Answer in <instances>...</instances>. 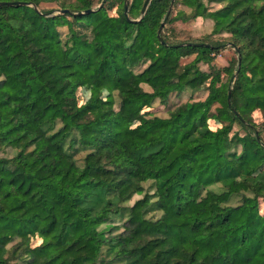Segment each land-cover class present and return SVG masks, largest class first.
I'll list each match as a JSON object with an SVG mask.
<instances>
[{"label":"trees","instance_id":"trees-1","mask_svg":"<svg viewBox=\"0 0 264 264\" xmlns=\"http://www.w3.org/2000/svg\"><path fill=\"white\" fill-rule=\"evenodd\" d=\"M0 2V264H264V0Z\"/></svg>","mask_w":264,"mask_h":264},{"label":"rangeland","instance_id":"rangeland-1","mask_svg":"<svg viewBox=\"0 0 264 264\" xmlns=\"http://www.w3.org/2000/svg\"><path fill=\"white\" fill-rule=\"evenodd\" d=\"M62 2V4H68L73 2V0H60ZM55 7V5H54ZM181 8V6H180ZM172 9V8H171ZM210 22H208L207 20H195V21H190L187 24H183V23H177L175 24L176 27V31H177V36L181 39V40H194V39H198V38H202L203 36L209 34V32H211V26H210ZM231 53L228 50H224L222 51L221 55H218L215 59V63L216 65L220 66V65H225L226 64V59L228 57H230ZM189 58H183L182 62L188 61ZM204 69H206L205 66H203ZM81 80V85L78 89V96H79V100L80 101H84L85 99H87L88 97L95 95L99 88L95 87L92 82H91V78L89 77L88 74L86 73H79L78 74ZM199 92V91H198ZM196 92L195 96H202L203 97V92ZM193 95V94H190ZM188 97V94L185 93L183 99H186ZM194 97V96H193ZM180 98H177V96H173L171 95L170 98V103H174L180 101ZM158 113L160 115H166L165 113V109L161 106H158L157 109ZM252 116L254 118V120L256 121H261L264 119V114L262 112H260L259 110H255L252 113ZM145 188H147L149 186V183H146ZM139 196L135 195L132 200L129 203H132L133 200H135L136 198H138Z\"/></svg>","mask_w":264,"mask_h":264},{"label":"water","instance_id":"water-1","mask_svg":"<svg viewBox=\"0 0 264 264\" xmlns=\"http://www.w3.org/2000/svg\"><path fill=\"white\" fill-rule=\"evenodd\" d=\"M1 3H3V2H0V4ZM7 4H12V2H6ZM20 4H24V3H20ZM103 3L101 2L100 4H99V6H101ZM146 4L144 5V7H143V9H142V11H141V14H143L144 13V11H145V9H146ZM171 8H172V2L170 3V5H169V8H168V12H170V10H171ZM94 9H87V10H85V11H83V12H81V13H88V12H90V11H93ZM68 10L67 9H63V10H61L60 12L61 13H65V12H67ZM125 13H127V0H125ZM163 24V23H162ZM184 44H189V43H184Z\"/></svg>","mask_w":264,"mask_h":264}]
</instances>
